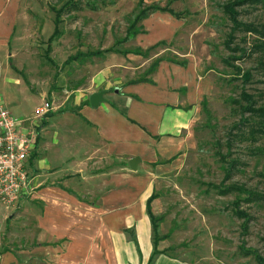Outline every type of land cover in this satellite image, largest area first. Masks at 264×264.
Masks as SVG:
<instances>
[{"label": "rangeland", "instance_id": "374dc122", "mask_svg": "<svg viewBox=\"0 0 264 264\" xmlns=\"http://www.w3.org/2000/svg\"><path fill=\"white\" fill-rule=\"evenodd\" d=\"M138 1L0 0V4L5 3L7 10L16 14V30L12 38L17 42L12 41L9 49L16 54L18 71L15 74L23 83L13 85L7 82L0 88V95L13 115L25 117L31 114L37 121L45 119V126L50 121L48 127L50 131H57L59 143L53 146L45 134L48 145L43 160L65 162L69 149L83 154L86 147L80 143L79 133L69 141H63V129L70 128L65 125L68 122L62 124L58 120L54 123V115L42 118L52 112V98L57 105L62 104L67 99L68 90L83 84L100 70H106L111 79H137L150 71L151 62L156 58L176 62H182L186 57L195 59L198 73L210 82L211 88L199 103L198 117L191 128L190 142L182 160L170 162L166 168L157 171L151 192L150 215L147 200L144 207L150 222L151 242L153 248L161 252L158 255L162 257V264H257L253 257L241 255L238 248L244 244L264 258V200L240 203L251 216L245 233L242 231L243 219L234 215L232 205L234 200L245 195L236 191L222 195L213 186L223 188L236 183L264 194V134L251 135L250 126L234 127L243 115L238 105L231 102V99H239L242 91L253 95L258 103L264 100V68L260 65V61H264V47L255 49L256 44H264V35L235 33L234 44L246 49L248 55L227 64L224 58L239 56V52L233 53L224 45L230 33V22L222 11L226 0H143V6L157 4L180 13L182 25L169 42L152 49L141 66L144 56L118 52L138 48L132 38L118 43L139 9ZM58 10L59 35L47 50V39L53 32ZM240 19L256 26L264 24V6L242 7ZM7 22V18L0 17L1 24L7 25ZM108 47L113 51L100 56L92 54ZM4 50L7 54L8 48L1 45V56ZM69 57L73 59L68 60ZM14 60L12 64L15 66ZM245 71L251 73L247 82L240 77ZM50 89L51 93L47 94ZM41 95L45 96V105H42ZM70 98H73L72 94ZM47 100H50L48 107ZM40 105L35 113V107ZM42 110L44 114H41ZM256 122L258 119L251 117V123ZM230 133L233 139L228 149L226 140ZM217 150L228 161L238 160L229 179H224L227 163L218 160ZM60 181L57 178L50 182L60 185ZM25 199L27 202L30 198ZM13 212L10 211L9 215ZM126 237L135 244L137 230L129 228ZM50 245L49 250L55 252L53 255L59 254L63 248L60 241ZM135 253L138 257L136 264H154L158 256L151 259V253L148 261H143L138 242Z\"/></svg>", "mask_w": 264, "mask_h": 264}, {"label": "crops", "instance_id": "0c3cea01", "mask_svg": "<svg viewBox=\"0 0 264 264\" xmlns=\"http://www.w3.org/2000/svg\"><path fill=\"white\" fill-rule=\"evenodd\" d=\"M0 11V17L8 19L7 25L0 23V46L8 48L7 54L4 50L0 55V88L7 82L23 85L15 74L16 54L9 49L16 39L12 38L16 14L5 3L0 4ZM181 18L167 11L150 13L142 21L144 32L133 38L135 46L146 50L161 41L166 44L181 27ZM157 59L144 77L111 79L106 70H100L68 90L62 104L57 105L55 98L51 105L46 101L53 113L42 118L54 115V123L68 122L63 141L79 133L86 147L83 154L69 149L65 162L43 160L47 141L53 146L59 143L57 131L48 127L50 121L45 126L47 121L43 125L31 114L16 115L31 121L37 134L35 155L29 158L34 189L20 196L14 206L0 204V264H136L135 244L126 237L129 228L137 230L143 261H148L153 245L145 202L157 171L182 160L199 103L211 88L198 73L195 59L186 57L180 64L156 58L152 66ZM100 90L105 91L103 101L91 106L89 95ZM134 157L139 159L136 170L129 167ZM57 178L60 185L50 182ZM10 211L14 212L9 215ZM56 241L63 242V248L53 255L50 243ZM161 259L158 255L154 264H162Z\"/></svg>", "mask_w": 264, "mask_h": 264}, {"label": "trees", "instance_id": "16d2710c", "mask_svg": "<svg viewBox=\"0 0 264 264\" xmlns=\"http://www.w3.org/2000/svg\"><path fill=\"white\" fill-rule=\"evenodd\" d=\"M139 4V9L136 12V14L134 15L133 19L130 21V23L128 24L127 28H126V33L125 36L122 37L121 40H119L118 43H123L128 41L129 39H133L137 34L144 32V26L142 24V21L148 17V15L152 12L155 11H167L169 13H171L173 16L177 17V18H181L182 15L176 11H174L172 8H168L165 6H159L157 4H150L147 6H143V0H139L138 1ZM256 5H262L264 6V0H226L223 4H222V11L223 13L227 16L229 22H230V33L228 34L227 38L224 41V45L225 48L232 51L233 53H237L239 52V56H232V57H226L224 58L225 63H232L231 60H238L241 59L243 56L248 55L246 52V49L244 48H240V46H238L237 44H234V35L235 33L238 32H252L255 33L257 35H264V24H261L259 26L254 25L251 22H246L240 19V9L242 7L245 6H256ZM60 11H56L55 12V19H54V28H53V32L52 34L49 36V38L47 39V50L50 48L51 42L54 40L55 37H57L59 35L58 32V22H59V13ZM259 27V29H258ZM165 42H158L157 44H155L154 46L149 47L146 50H142L141 48H136L134 51L133 50H124V51H118L123 53L124 55L128 54V53H133V54H137V55H142L144 57L148 56V53L154 49L155 47H157L158 45H164ZM260 47H264L263 43H258L256 44L255 49ZM113 51L112 47H108L106 49L103 50H96L94 52H92L93 55H101L103 53L106 52H111ZM252 51V50H251ZM69 59H73V57H69ZM161 59V58H159ZM49 62L53 63L50 59H48ZM158 59L154 62L153 66L150 67V71L154 69V65H156ZM260 65L262 68H264V61H260ZM67 63V62H66ZM184 63V62H179ZM234 65V64H233ZM235 67V65H234ZM238 68V67H236ZM15 69V68H14ZM240 77L242 78L243 82H247L250 77H251V73L249 71H245L243 74L240 75ZM52 89V87H51ZM50 89V90H51ZM50 94V93H49ZM263 95H260V97H262ZM240 98L239 99H231V102H233L234 104L238 105V107L241 109V113L243 116H241V120L239 123H237L234 127H240V126H250V133L255 134V133H263L264 134V100H260L263 101L261 103H258V100L255 99V97L253 95H251L250 93H246L245 91H242L240 93ZM262 99V98H261ZM204 100V99H203ZM50 100H48L47 103H49ZM204 105V102L203 104ZM204 110L206 111V113H208L207 108H205L203 106ZM50 114V113H49ZM248 115V116H247ZM251 117H255L256 119H258V122L256 123H251ZM46 123V120H43V125ZM232 134H229V138L226 140V147L228 149H230L231 147V142H232ZM216 154L218 155V160L221 162H225L227 163L226 166V173H225V178L224 179H229L231 177V173L232 170L235 169V166L237 165L236 162H238V160H231L228 161L226 160L225 155H223V153L220 150L216 151ZM35 153L32 154V156H34ZM213 187H216L218 189V193L219 194H227V193H231V192H238L240 194H244V198H237L236 200L233 201V213L236 217H238L239 219H243L242 222V231H244L245 233L248 231L247 228V223L250 221L251 216L250 214H248V212L245 209H242L240 206V203L242 201H244L245 203H254V202H258V201H263L264 200V194L257 192L256 190H252L250 188H246L245 185L242 184H236L233 183L227 187H218L216 185H214ZM153 197V195H150L147 198V211L150 213V201L151 198ZM135 244H137V241H135ZM154 247V245H153ZM154 249V250H153ZM152 249V254H151V259H153L152 257H155L156 255L160 254L161 252H158L155 250V248ZM239 252L241 255L243 256H251L254 258L255 262L257 264H264V258L261 257L260 255H258L254 250H252L251 248H246L244 246V244H241L238 248Z\"/></svg>", "mask_w": 264, "mask_h": 264}, {"label": "built area", "instance_id": "2783aa9c", "mask_svg": "<svg viewBox=\"0 0 264 264\" xmlns=\"http://www.w3.org/2000/svg\"><path fill=\"white\" fill-rule=\"evenodd\" d=\"M31 121L13 115L0 95V204L14 206L33 188L29 158L35 147Z\"/></svg>", "mask_w": 264, "mask_h": 264}, {"label": "water", "instance_id": "95a60500", "mask_svg": "<svg viewBox=\"0 0 264 264\" xmlns=\"http://www.w3.org/2000/svg\"><path fill=\"white\" fill-rule=\"evenodd\" d=\"M104 92H105L104 90H100L98 92H93L89 95L88 100L91 106H97L101 101H103ZM138 160L139 159L137 157H134L131 158V160L129 161V167L132 170H136Z\"/></svg>", "mask_w": 264, "mask_h": 264}]
</instances>
